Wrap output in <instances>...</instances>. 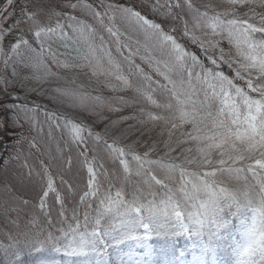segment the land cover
Returning <instances> with one entry per match:
<instances>
[{
	"label": "snow or ice",
	"instance_id": "6c2138e0",
	"mask_svg": "<svg viewBox=\"0 0 264 264\" xmlns=\"http://www.w3.org/2000/svg\"><path fill=\"white\" fill-rule=\"evenodd\" d=\"M58 70L132 95L93 94ZM0 95L19 165L0 264H264V0H3ZM41 95L56 110L30 100ZM126 106L102 131L81 118ZM133 131L162 139L140 151ZM68 172L86 175L82 189Z\"/></svg>",
	"mask_w": 264,
	"mask_h": 264
},
{
	"label": "trees",
	"instance_id": "16d2710c",
	"mask_svg": "<svg viewBox=\"0 0 264 264\" xmlns=\"http://www.w3.org/2000/svg\"><path fill=\"white\" fill-rule=\"evenodd\" d=\"M22 2V0H21ZM39 3L40 0H37ZM66 2V0H43V3L45 4H51L54 8H56L57 11L60 10V8L63 6V4ZM121 2L126 3V4H132L136 2V0H121ZM3 0H0V5H2ZM193 51L196 49L193 48ZM61 72L62 75L65 76L67 79L70 77L72 80L75 81V85H70V86H81L85 88L88 92H91L93 94H99L102 95L103 97L111 99L112 97L123 95L125 97H130L132 93L130 92H121V93H114L111 92L109 89L103 87L102 84L97 83L95 78L90 77V75L85 72V71H69L65 72V70H58ZM224 71L226 73L229 72L227 67L224 68ZM63 83V81H62ZM53 87L55 85H52ZM45 89L47 90L49 88L48 85L44 86ZM4 97L0 95V100H3ZM30 100H34L36 104L42 105L44 108H47L49 110H56L55 102L50 100V97L48 95H41L39 97H30ZM103 111V116L101 119H97V117L93 114L90 113H84L82 115V119L85 120L86 123L88 122H94V126L97 131H102L103 130V123L108 120V119H116L121 115H128L133 112V108L131 106H126L124 107L122 112H110L107 109L102 110ZM0 119H2V116H0ZM128 123H132V121H129ZM123 127H127V125H123ZM6 135V138H5ZM140 138L142 143L140 144L139 150L143 151L149 141L153 139V137H156V133H137L133 131L131 135V139L135 140L137 138ZM0 139H3L4 142L2 145H0V236H2L4 233L8 232L10 228H12L11 220L16 218V213H12L11 216H6L3 207H4V202L7 198V194L4 191V185L9 181V179L15 174L14 171L10 170L13 169V166L19 167V165L16 162H12L10 164L9 162V156L13 152V145L15 143V137L14 134L11 131H8L6 134L2 133L0 131ZM162 138L156 137L157 143L159 140ZM27 146L25 145V148ZM53 149L55 148V144L52 145ZM160 149L163 148L162 145H159ZM163 155V151H159L158 153L153 154V158H158V156ZM29 163L32 164L34 161L29 158ZM64 178L66 180H69L73 184H78L77 191L79 189H82L84 187L83 180H86V175H81L80 173H73V172H68L64 174ZM56 182H57V187L61 190L62 194L64 191V186L60 184V178L59 176L56 177ZM35 196V193H25L24 198L25 199H30L32 200V203L35 204L36 200L33 198ZM54 196V193H50L49 195V203H52V198ZM77 197H74L72 195H69L67 197V207L71 208L76 204ZM59 205H56V208H58ZM81 208L83 207L82 205L80 206ZM29 209L25 208L19 213V221L18 223L23 226L24 223L27 222L28 219H30L29 215ZM53 212L55 213V208H53ZM47 227V225H45ZM160 241L157 240L156 243L158 244ZM180 242V243H179ZM178 244L180 245L179 247H184V242L182 240L178 241ZM126 247V246H122ZM45 257L48 256L47 253L43 254ZM39 254H34L33 256H25L24 259L28 261V264H34V262L37 260ZM52 256L55 258V260L58 262V264H65V262L69 259L68 257L64 256L63 254L60 253H53ZM109 257L112 261H115L116 259V253L112 250L109 249ZM2 254H0V260H2Z\"/></svg>",
	"mask_w": 264,
	"mask_h": 264
},
{
	"label": "rangeland",
	"instance_id": "374dc122",
	"mask_svg": "<svg viewBox=\"0 0 264 264\" xmlns=\"http://www.w3.org/2000/svg\"><path fill=\"white\" fill-rule=\"evenodd\" d=\"M158 240V238L156 237H153V240L151 241L152 243H156V241ZM182 240L184 242V245L187 243L186 239L184 237H180V238H177V247H179L180 245L178 244V241ZM180 243V242H179ZM108 253H109V250H108ZM108 259H110L109 255L107 257ZM111 260V259H110Z\"/></svg>",
	"mask_w": 264,
	"mask_h": 264
}]
</instances>
